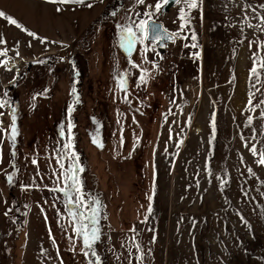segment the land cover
<instances>
[{"label":"rangeland","instance_id":"374dc122","mask_svg":"<svg viewBox=\"0 0 264 264\" xmlns=\"http://www.w3.org/2000/svg\"><path fill=\"white\" fill-rule=\"evenodd\" d=\"M156 2L0 0L39 37L0 18V99L10 102L0 127L11 133L14 113L18 130L15 144L0 133V264H264V166L249 150L264 152V69L259 80L249 71L254 54L264 58V0L181 3L152 17L178 34L165 53L121 49L122 26ZM70 122L83 192L99 201L96 256L52 191Z\"/></svg>","mask_w":264,"mask_h":264},{"label":"snow or ice","instance_id":"6c2138e0","mask_svg":"<svg viewBox=\"0 0 264 264\" xmlns=\"http://www.w3.org/2000/svg\"><path fill=\"white\" fill-rule=\"evenodd\" d=\"M48 3H59V4H83L85 3V0H47ZM172 0H157L156 4L154 6H148L152 8V11L145 12L143 15L147 17L146 19H140L139 21H133L131 24L127 26H122L121 28V37H120V47L124 51L131 53L133 49L139 44V45H145L144 50L147 51L148 44H151L153 47V50L155 49L156 45L164 46L165 41H175L178 34L175 33H169L168 30L163 29L162 26L158 25L152 17L154 15H158L162 8L169 3H171ZM198 2L199 0H175V3L177 5L183 3L186 8L189 10L198 8ZM137 3L144 4L145 0H137ZM87 7L91 8V4H87ZM264 8V5L261 6ZM57 12H60L61 9L57 8ZM253 11H255L253 9ZM189 12H185L183 9L180 10V17L179 19L183 22L180 25L181 30L184 29L186 24L190 20ZM115 14V13H113ZM258 18L260 20V23L257 25L259 30L261 32H264V16H260L259 14ZM0 18L5 19L8 24L14 25L17 28H20L27 32V29H24L23 26L14 18L7 16L4 12L0 11ZM249 27H252L250 24ZM29 36H32L33 38L39 39V37L36 36L35 33L27 32ZM187 38V37H185ZM191 39L193 41L196 40L195 34L191 36ZM0 43H4V41H0ZM193 48L197 47V45L194 43L192 45ZM251 48V44L249 45ZM261 47L264 48V44H261ZM0 56H7V51H0ZM7 61H0V66L6 67ZM131 66L133 68H139L140 65L132 63ZM155 66V65H154ZM258 69H264V58L258 57L256 54L253 56V67L249 70L250 71V79L252 77H256L257 80L260 79L261 72L258 71ZM10 70V69H8ZM140 81L142 84L146 85L148 82V73L147 70H143L140 75ZM127 81L124 76L120 77L119 80V88L121 91L127 93V87H126ZM73 94H75L76 89L73 87L72 89ZM254 95V94H253ZM4 96H7V93H4ZM76 102H79V99L77 97ZM125 102H128L127 95L125 96ZM260 103L264 104V101H261ZM10 102L5 99H0V109H3L6 105H9ZM254 107L252 106V98H249V111H254ZM71 111V109H70ZM4 113L0 111V116H3ZM261 118H264V113H261ZM252 123V117L248 118V124L251 125ZM0 124H2V121H0ZM72 127L74 125L71 124V122L68 124L67 127V133L69 136V139L66 143L63 144V152L57 153L56 156V163L58 165V171L54 172L53 175L57 177V185L58 187L55 189H52V191H58L60 192L63 197L66 198L64 207L68 212L69 217L71 218V224L73 226V231L75 235L82 240L83 248L90 250L92 256H96L95 250L93 249V245L97 243L100 239L99 234V228L97 227L99 222L98 217V207H95L93 205H98L99 201H90L89 198L86 197V195L83 192L81 181L79 178L78 173L83 172L84 169L80 168L79 165V156L75 151L73 138H72ZM213 130L215 129V122L213 121L212 124ZM0 133H3L5 136H8L10 139V142L12 144H15L16 137L18 135V130L16 128V122H15V114L13 113L12 117V127H11V133H7L5 129L0 127ZM65 134V129H61V135L63 136ZM255 136L253 137V139ZM2 139H0V143H2ZM93 144H96L97 147H101L97 143L95 139H93ZM123 142V139L121 140ZM247 147V144L245 145ZM250 152L253 154V156L259 155L258 163L261 166H264V152L257 151V148L255 146L251 147ZM14 155V153H13ZM0 159H2V151H0ZM65 161H67V164H65ZM37 161L33 160V164H36ZM249 172H251V169H249ZM7 182L11 185L13 182V177L11 175H8L6 177ZM62 183V187L59 185ZM149 200H151V197H149ZM149 212H151V208H149ZM55 243V241H53ZM137 250H139L137 246ZM85 256L89 255L88 251H85ZM142 259V257H140ZM89 264H100L99 257H96V260L94 262L90 261Z\"/></svg>","mask_w":264,"mask_h":264},{"label":"water","instance_id":"95a60500","mask_svg":"<svg viewBox=\"0 0 264 264\" xmlns=\"http://www.w3.org/2000/svg\"><path fill=\"white\" fill-rule=\"evenodd\" d=\"M176 5H177V4L175 3V0H172V2L169 3L168 5L164 6V7L162 8L161 11H162V13L169 12V11H171V9H172L173 7H175ZM153 20H154L158 25L162 26L163 29L168 30L162 21H160V20H155V19H153ZM168 32H169V33H172V32L169 31V30H168ZM172 42H173V41H165L163 47L160 46V45H157V46H158V50H159L161 53H165V52H166V46H167L168 44L172 43Z\"/></svg>","mask_w":264,"mask_h":264},{"label":"bare ground","instance_id":"6f19581e","mask_svg":"<svg viewBox=\"0 0 264 264\" xmlns=\"http://www.w3.org/2000/svg\"><path fill=\"white\" fill-rule=\"evenodd\" d=\"M150 8V7H149ZM27 9V8H26ZM28 10V9H27ZM31 12V11H30ZM33 13V12H32ZM31 14V13H30ZM45 19H47V17H45L44 18V20ZM30 20V19H29ZM14 64L13 63H10V67H14L13 66ZM18 72L19 71H16V73L18 74ZM19 75H16V77L13 79V82L12 83H16V81H17V77H18ZM14 85V84H13ZM4 109H7V110H10V107L8 106V105H6L5 107H4ZM9 112V111H8ZM6 123H2V124H0V125H5ZM202 131V127L200 126V124H195L194 126H193V128H192V130H191V132H193L194 134H199L200 132ZM174 185V184H173ZM173 189V188H172ZM173 192H174V190H173ZM172 192V193H173ZM170 236V235H169ZM163 239V238H162ZM169 240V239H168ZM170 244V243H169ZM168 244V245H169ZM163 250V249H162ZM160 252V251H159ZM161 252H163V251H161ZM167 254V253H166ZM160 255V254H159ZM162 255V254H161ZM168 255V254H167ZM164 256V255H163ZM167 257V256H166ZM165 258V257H164ZM170 258V257H169ZM162 259V258H161ZM163 260V259H162ZM161 260V261H162ZM168 260V259H167ZM165 262V261H164ZM168 262V261H167ZM170 262V261H169ZM163 264V263H162Z\"/></svg>","mask_w":264,"mask_h":264},{"label":"trees","instance_id":"16d2710c","mask_svg":"<svg viewBox=\"0 0 264 264\" xmlns=\"http://www.w3.org/2000/svg\"><path fill=\"white\" fill-rule=\"evenodd\" d=\"M105 15V13H103L102 14V16H104ZM141 61H142V59H140ZM139 62V61H138ZM140 63V62H139ZM142 65V64H141ZM106 86V85H105ZM114 89V88H113ZM114 93H115V91H114ZM116 94H118L117 92H116ZM118 96H119V94H118Z\"/></svg>","mask_w":264,"mask_h":264},{"label":"crops","instance_id":"0c3cea01","mask_svg":"<svg viewBox=\"0 0 264 264\" xmlns=\"http://www.w3.org/2000/svg\"><path fill=\"white\" fill-rule=\"evenodd\" d=\"M37 214H39V212H35V217L37 216ZM38 217V216H37Z\"/></svg>","mask_w":264,"mask_h":264}]
</instances>
